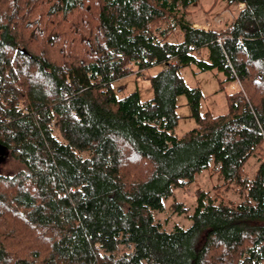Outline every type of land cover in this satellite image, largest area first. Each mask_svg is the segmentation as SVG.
I'll list each match as a JSON object with an SVG mask.
<instances>
[{
    "label": "trees",
    "instance_id": "obj_1",
    "mask_svg": "<svg viewBox=\"0 0 264 264\" xmlns=\"http://www.w3.org/2000/svg\"><path fill=\"white\" fill-rule=\"evenodd\" d=\"M219 2L246 6L216 29L188 20L199 0H0V146L26 166L0 174V264H264V0ZM189 66L223 75L225 114ZM132 74L151 98L119 95ZM211 166L223 183L192 214L174 200L192 225L166 230L155 212Z\"/></svg>",
    "mask_w": 264,
    "mask_h": 264
},
{
    "label": "rangeland",
    "instance_id": "obj_2",
    "mask_svg": "<svg viewBox=\"0 0 264 264\" xmlns=\"http://www.w3.org/2000/svg\"><path fill=\"white\" fill-rule=\"evenodd\" d=\"M214 0H199L197 5L191 8V13L188 20L197 21L200 27L210 26V28L223 29L232 22L238 14V7L225 11L223 3H218L212 9ZM222 23H219L218 20ZM180 34H175L170 38L172 42L181 40ZM160 67H155L150 70V74L156 73ZM182 75L186 83L190 87H199L207 98L202 101V111H210L214 115L225 114L228 111L225 92L216 93L220 87V79L223 78L221 73L215 71L200 72L195 66H189L182 70ZM114 87L121 88L120 96L126 95L132 91H140L143 99H148L153 96V90L148 80L138 78L136 74H132L124 79L117 81ZM226 92H230L229 84L226 85ZM224 101V102H223ZM186 102L184 96L180 97V103ZM182 116L175 132L179 136L193 129L196 124L193 119L186 117L189 109L184 106L178 110ZM55 134L60 138L58 131ZM258 155L252 156L245 165V173L249 176L254 174L258 163ZM26 166L16 158L9 150L0 146V174L12 175L19 171L25 170ZM223 183L218 174L213 173V167L203 170L197 175L196 181L186 188L176 189L174 196L165 201V210L163 212H155V218L160 221L164 228L168 231L174 227L181 226L183 228L190 227L192 220L186 214H177L171 210V204L174 200L184 203L189 208V213L192 214L197 204V191L199 189L215 193V186ZM222 196L226 201L239 203L240 197L234 192V188H221Z\"/></svg>",
    "mask_w": 264,
    "mask_h": 264
},
{
    "label": "built area",
    "instance_id": "obj_3",
    "mask_svg": "<svg viewBox=\"0 0 264 264\" xmlns=\"http://www.w3.org/2000/svg\"><path fill=\"white\" fill-rule=\"evenodd\" d=\"M218 22L219 23H222V21L220 19L218 20ZM203 28H210V26H204ZM224 39L225 38H222L221 37V38L218 39V42L219 43H222ZM229 65L232 67L233 76H234V79L229 83V88H230L231 93L243 92L246 95V91L244 90V87H243V85L241 83V80L238 77L236 71L234 70L231 62H229ZM262 137L264 138V133H263V136Z\"/></svg>",
    "mask_w": 264,
    "mask_h": 264
},
{
    "label": "crops",
    "instance_id": "obj_4",
    "mask_svg": "<svg viewBox=\"0 0 264 264\" xmlns=\"http://www.w3.org/2000/svg\"><path fill=\"white\" fill-rule=\"evenodd\" d=\"M245 3H240V4H238L237 5V7H238V13L240 12V11H242L243 10V8H245ZM192 22V21H191ZM193 23V26L194 27H197V28H201L200 27V24L197 22V21H194V22H192ZM203 28V27H202ZM227 91V90H226ZM224 102V101H223Z\"/></svg>",
    "mask_w": 264,
    "mask_h": 264
},
{
    "label": "water",
    "instance_id": "obj_5",
    "mask_svg": "<svg viewBox=\"0 0 264 264\" xmlns=\"http://www.w3.org/2000/svg\"><path fill=\"white\" fill-rule=\"evenodd\" d=\"M23 52H25V51H23Z\"/></svg>",
    "mask_w": 264,
    "mask_h": 264
}]
</instances>
